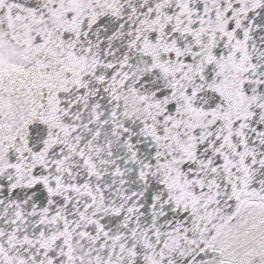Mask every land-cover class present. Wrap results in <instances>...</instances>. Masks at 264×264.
<instances>
[{"label": "snow or ice", "instance_id": "6c2138e0", "mask_svg": "<svg viewBox=\"0 0 264 264\" xmlns=\"http://www.w3.org/2000/svg\"><path fill=\"white\" fill-rule=\"evenodd\" d=\"M0 264H264V0H0Z\"/></svg>", "mask_w": 264, "mask_h": 264}]
</instances>
